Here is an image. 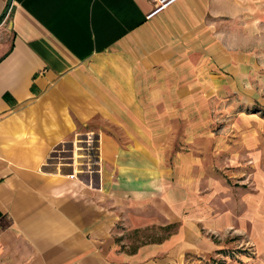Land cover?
<instances>
[{"label":"crops","instance_id":"crops-1","mask_svg":"<svg viewBox=\"0 0 264 264\" xmlns=\"http://www.w3.org/2000/svg\"><path fill=\"white\" fill-rule=\"evenodd\" d=\"M151 7L0 0V264H184L214 247L200 225L249 231L264 264L261 192L213 175L245 154L214 125L264 109V0ZM87 132L96 171L50 157Z\"/></svg>","mask_w":264,"mask_h":264},{"label":"rangeland","instance_id":"rangeland-1","mask_svg":"<svg viewBox=\"0 0 264 264\" xmlns=\"http://www.w3.org/2000/svg\"><path fill=\"white\" fill-rule=\"evenodd\" d=\"M243 111L247 114L248 112L256 114V121L242 120L233 125L226 121L223 124L214 125L216 132L221 131V133L227 135L225 136L227 137L226 140L223 141L226 144L225 148L227 151L232 153L235 152L237 155L245 153L241 155L242 158L240 159L243 169L239 171L228 170V172H220V174L214 173L213 175L220 176L223 174L224 177L232 176L230 180L227 179V184L234 187L236 186L235 190H239L238 187L244 188L245 198L255 199L258 202V197L260 196L258 194L253 195V192H261V197L264 198V184L262 185L259 182L260 180H264V109L263 107L260 109L255 105V107L249 106ZM251 129L257 131L256 138L249 137V130ZM237 130L242 132V137L240 139L233 138L234 132H237ZM220 144L223 145L222 141H220ZM96 147L95 134L93 132H87L74 139L72 143L63 144L52 153V158L68 159L69 157L72 158L75 156V158H77L73 160H76L78 163V168H82L78 169V172L84 174L87 170L96 171L98 168ZM78 153H85L86 156L84 157L83 154L80 157ZM65 154L67 155L64 156ZM257 155L260 156V161L258 166L252 169V165H254L253 159ZM228 162L231 163L229 158ZM228 162H226L225 165H228ZM205 191L206 190H203L202 193ZM240 198L241 197L237 198L236 196V203H231V208L232 206H239L240 203L238 200ZM215 202L216 199H214V203ZM254 202L253 200L252 202L250 201L251 205ZM202 208L203 207L200 206V209ZM246 208H248V206H246ZM199 230L202 236L208 238L214 247L208 254H188L184 264H252L256 259L254 254L257 252V244L254 242V237L249 231H239L232 227H226L222 228V230L215 231V229L210 230L209 228L203 227V225H200Z\"/></svg>","mask_w":264,"mask_h":264},{"label":"built area","instance_id":"built-area-1","mask_svg":"<svg viewBox=\"0 0 264 264\" xmlns=\"http://www.w3.org/2000/svg\"><path fill=\"white\" fill-rule=\"evenodd\" d=\"M150 1L152 2V7L149 10L150 12H148L146 14V18H151L152 16H154L155 14H157V12L162 11L163 9H165L166 7H168L169 5H171V3H173L176 0H150ZM83 154H84V157H85L86 156L85 153H78V155H80V157ZM50 157L52 158V155ZM80 157H78V158H80ZM72 158H75V156L72 157ZM70 176L73 178L74 174L73 175H70Z\"/></svg>","mask_w":264,"mask_h":264}]
</instances>
